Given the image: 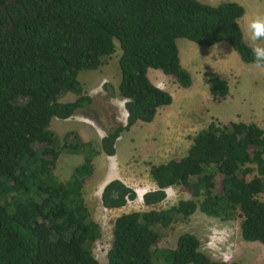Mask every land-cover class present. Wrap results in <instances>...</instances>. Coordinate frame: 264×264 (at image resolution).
Returning <instances> with one entry per match:
<instances>
[{
	"label": "trees",
	"instance_id": "trees-1",
	"mask_svg": "<svg viewBox=\"0 0 264 264\" xmlns=\"http://www.w3.org/2000/svg\"><path fill=\"white\" fill-rule=\"evenodd\" d=\"M244 14L232 1L0 0V264H100L91 249L100 226L83 194L94 158L114 156L124 132L152 122L172 103L150 81L148 69L182 88L191 86L177 39L205 47L227 42L242 62L264 67V51L244 40ZM115 42L125 123L108 112L102 118L78 80L79 73L106 64ZM204 78L214 102L226 99L222 76ZM68 93L74 99L61 101ZM90 106L89 118L107 129L98 144L74 131L58 138L50 129L52 119L88 117ZM63 153L82 156L65 180L55 173ZM149 174L156 188L142 196L147 209L114 219L105 264H235L209 258L190 232L180 234L172 248L158 246L162 230L197 212L221 222L239 219L243 239L264 246V130L256 124L211 120L181 158L149 165ZM167 188H181L189 198L152 208L165 200ZM136 197L134 189L112 180L100 202L117 210Z\"/></svg>",
	"mask_w": 264,
	"mask_h": 264
},
{
	"label": "rangeland",
	"instance_id": "rangeland-1",
	"mask_svg": "<svg viewBox=\"0 0 264 264\" xmlns=\"http://www.w3.org/2000/svg\"><path fill=\"white\" fill-rule=\"evenodd\" d=\"M198 1L212 6L225 1L242 5L245 14L240 20V27L244 40L256 50L264 51V0ZM258 32L262 34L257 35ZM115 46V52L105 65L97 70L79 73L78 80L94 98L95 108L99 110L102 118L108 112L111 117L123 121L124 100L118 96L117 92L120 80L118 67L120 49L117 42ZM176 46L180 64L191 76V86L182 88L160 70L148 69L147 75L150 81L167 91L172 96V103L161 107L158 110L159 114L152 122L137 123L131 128V133L127 134V137L131 141L129 144L133 142L135 147L125 148L127 152L124 158L118 147L117 157L108 159L117 164L118 160L121 162L119 164L121 177L126 185L135 190L136 199L117 210H107L101 206L100 196L105 181L100 180V174L106 167L101 160H95L97 175L89 179L83 188L91 218L100 226V239L91 248L100 264L106 262L114 219L130 211L147 209L143 204L142 196L156 188L149 174V165H158L168 160L181 158L191 145L192 137L211 120H216L220 124H227L230 121L254 123L264 130L263 66L242 62L227 42L205 47L185 39H177ZM213 60H220L228 70L226 76L229 95L219 103L212 100L204 78L205 73H216L212 67L216 70L218 67L213 66V63L217 62ZM203 62L206 63L205 67ZM223 67L220 69L221 72ZM222 77L225 79L224 76ZM73 99L74 95L68 93L62 96L61 101ZM90 108L91 106L86 109L88 117L79 113L68 120L52 119L50 129L58 138H62L66 132L73 130H87V137L93 138L98 144L100 141L96 140L94 135H89L90 131L86 129V123L92 124L102 132H106L107 129L100 125L103 121L98 124L93 118V120L89 118L94 112ZM165 127L168 128L163 130ZM81 162V155L63 153L59 156L55 173L62 180L68 179L75 166ZM188 198L187 193L181 188H167L165 200L152 208L166 209L176 205L179 200ZM239 224V219L221 222L197 212L188 221L177 218L167 229L162 230L158 246L172 248L180 234L190 232L200 241V250L212 260L235 264H263L264 246L244 240Z\"/></svg>",
	"mask_w": 264,
	"mask_h": 264
},
{
	"label": "crops",
	"instance_id": "crops-1",
	"mask_svg": "<svg viewBox=\"0 0 264 264\" xmlns=\"http://www.w3.org/2000/svg\"><path fill=\"white\" fill-rule=\"evenodd\" d=\"M254 47V46H253ZM255 49V48H254ZM261 51V50H260ZM213 62H217L216 64L215 63H213V66L214 65H217V67L218 68H216V70H214V68L212 67V70L214 71V72H216L217 74H219L220 76H224L225 77V80L227 81V83H228V80H227V76H226V74H227V72H228V70H227V67L226 66H224V64L220 61V60H213ZM204 64V65H203ZM203 66L205 67L206 66V63L205 62H203ZM224 66V67H223ZM221 67H223V72H221ZM154 85H156V83H154ZM157 87H158V85H156ZM160 88V87H159ZM124 120L122 121L121 120V122L122 123H125V121H126V116H127V114H126V111L124 110ZM159 114V111H157V114H156V116H155V118L157 117V115ZM122 115H123V113H122ZM71 118V117H70ZM154 118V119H155ZM69 119V118H68ZM68 119H66V120H68ZM87 125H85L86 126V129H88V131H90L89 132V135H94V137L96 138V140H98V141H100L101 139H102V137L103 136H105V133L106 132H102L99 128H97V127H94L92 124H88V123H86ZM166 128H168V127H165V128H163V130H165ZM83 130V129H82ZM131 130L132 129H130L129 131H127L126 133H124V134H122L117 140H116V143H115V155L114 156H105V155H103V154H100V155H98V156H96L95 158H94V160H93V165H94V173H93V175L91 176V178L92 177H95L96 175H97V170H96V164H97V161H95V160H101V161H103V165H105L106 167L104 168V170H103V172H101V174H100V180H102L103 179V181H105V184H104V186L107 184V183H109L110 181H112V180H119V181H121V182H123L125 185H126V183L124 182V180H123V178L121 177V171H120V161L118 160V164L117 163H115V162H110L108 159L109 158H112V157H117V153H118V147H119V149H120V151L122 152V157L124 158L125 157V155H126V150H125V148H127L128 149V147H131V149L132 148H134L135 146H134V143L132 142V144L130 145L129 143H131V141L129 140L130 138L129 137H127L128 135L127 134H130L131 133ZM74 131V130H73ZM86 131L87 130H83V131H79V130H75L74 132H77V134H79L80 136H81V138L82 139H84V140H86V141H95L93 138H90V137H87V134H86ZM102 132V133H101ZM133 151V150H132ZM101 156H103V157H101ZM122 158V159H123ZM90 178V179H91ZM102 181V182H103ZM87 183V182H86ZM103 186V187H104ZM128 186V185H127ZM101 197V196H100Z\"/></svg>",
	"mask_w": 264,
	"mask_h": 264
},
{
	"label": "water",
	"instance_id": "water-1",
	"mask_svg": "<svg viewBox=\"0 0 264 264\" xmlns=\"http://www.w3.org/2000/svg\"><path fill=\"white\" fill-rule=\"evenodd\" d=\"M16 0H9V2H15ZM4 11H6L4 8H2Z\"/></svg>",
	"mask_w": 264,
	"mask_h": 264
},
{
	"label": "clouds",
	"instance_id": "clouds-1",
	"mask_svg": "<svg viewBox=\"0 0 264 264\" xmlns=\"http://www.w3.org/2000/svg\"><path fill=\"white\" fill-rule=\"evenodd\" d=\"M260 34H262V33H259V32L257 33V35H260Z\"/></svg>",
	"mask_w": 264,
	"mask_h": 264
}]
</instances>
